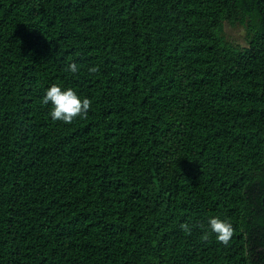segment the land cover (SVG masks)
<instances>
[{"label":"trees","instance_id":"trees-1","mask_svg":"<svg viewBox=\"0 0 264 264\" xmlns=\"http://www.w3.org/2000/svg\"><path fill=\"white\" fill-rule=\"evenodd\" d=\"M0 264H264V0H0Z\"/></svg>","mask_w":264,"mask_h":264},{"label":"clouds","instance_id":"clouds-1","mask_svg":"<svg viewBox=\"0 0 264 264\" xmlns=\"http://www.w3.org/2000/svg\"><path fill=\"white\" fill-rule=\"evenodd\" d=\"M66 70L71 73L78 71L75 62H69ZM89 72H95V66H89ZM40 102L49 105V116L52 120H59L65 123L71 122L74 118L83 115L88 106L87 97L79 95L73 88L62 86L59 83H50L43 89ZM184 230H188L187 225H182ZM205 236L213 234L220 243H226L232 234V225L219 216H208L205 221Z\"/></svg>","mask_w":264,"mask_h":264},{"label":"rangeland","instance_id":"rangeland-1","mask_svg":"<svg viewBox=\"0 0 264 264\" xmlns=\"http://www.w3.org/2000/svg\"><path fill=\"white\" fill-rule=\"evenodd\" d=\"M224 30L226 37L234 42L244 44L245 43V38H244V28L240 25H229L225 24L224 25Z\"/></svg>","mask_w":264,"mask_h":264}]
</instances>
